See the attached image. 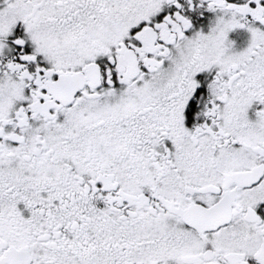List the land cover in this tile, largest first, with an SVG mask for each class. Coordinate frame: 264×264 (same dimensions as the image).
<instances>
[{
  "label": "snow or ice",
  "instance_id": "1",
  "mask_svg": "<svg viewBox=\"0 0 264 264\" xmlns=\"http://www.w3.org/2000/svg\"><path fill=\"white\" fill-rule=\"evenodd\" d=\"M0 264H264V0H0Z\"/></svg>",
  "mask_w": 264,
  "mask_h": 264
}]
</instances>
